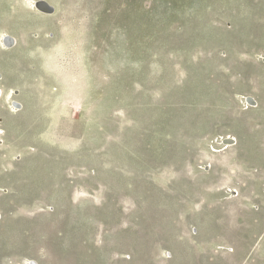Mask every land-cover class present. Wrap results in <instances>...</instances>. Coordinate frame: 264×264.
Returning <instances> with one entry per match:
<instances>
[{
  "label": "rangeland",
  "instance_id": "1",
  "mask_svg": "<svg viewBox=\"0 0 264 264\" xmlns=\"http://www.w3.org/2000/svg\"><path fill=\"white\" fill-rule=\"evenodd\" d=\"M31 1L0 0V264H264V0Z\"/></svg>",
  "mask_w": 264,
  "mask_h": 264
},
{
  "label": "bare ground",
  "instance_id": "2",
  "mask_svg": "<svg viewBox=\"0 0 264 264\" xmlns=\"http://www.w3.org/2000/svg\"><path fill=\"white\" fill-rule=\"evenodd\" d=\"M33 1V3L35 4V7L37 8V9H39V11L41 10V6L44 4V2H46L47 4H49V5H51L52 6V8H53V10L55 9L54 8V6L52 5V4H50L47 0H36V1H34V0H32ZM32 1H31V3H32ZM40 12H42V13H50V12H46V11H40ZM53 12V11H52ZM10 36L11 37H13L14 38V40H15V44H14V46L17 44V39L14 37V36H12V35H10V34H5V38L7 37V38H10ZM5 38H4V40H5ZM13 40L10 38L9 39V45H11V42H12ZM13 46V47H14ZM2 74L0 73V80L2 79ZM18 93H19V91L18 90H13V92H12V95H11V97L8 99V103H9V105H10V107L12 108L11 110H14V111H16V110H21L22 108H23V102L17 97V95H18ZM2 95V90L0 89V96ZM246 99H247V101H251L252 102V104L251 105H248L247 107H251V108H253V107H257V103H258V101H257V99L255 98V97H253V96H251V95H247L246 96ZM17 106H20V108H18ZM3 121V119H2V117H0V122H2ZM0 133H3V130H1V128H0ZM2 135V134H1ZM225 138H228V140H231V139H233L232 138V136H224ZM1 138V137H0ZM235 141H236V139H235ZM0 142H2V143H4V139L3 140H0ZM236 144V143H235ZM24 264H37L36 263V261H34L33 259H30L29 261H25V263Z\"/></svg>",
  "mask_w": 264,
  "mask_h": 264
},
{
  "label": "built area",
  "instance_id": "3",
  "mask_svg": "<svg viewBox=\"0 0 264 264\" xmlns=\"http://www.w3.org/2000/svg\"><path fill=\"white\" fill-rule=\"evenodd\" d=\"M245 102H246L247 106L252 104L251 101H247L246 97H245ZM17 107L20 108V106H17ZM232 138H233V137H232ZM216 140H217V138L215 139V141H216ZM217 141H218V140H217ZM219 142L221 143L222 146H228V145H230V144H235V143H236V141H235L234 138L231 139V140H228V138H225V137H220ZM1 217H2V214L0 213V220H1Z\"/></svg>",
  "mask_w": 264,
  "mask_h": 264
},
{
  "label": "water",
  "instance_id": "4",
  "mask_svg": "<svg viewBox=\"0 0 264 264\" xmlns=\"http://www.w3.org/2000/svg\"><path fill=\"white\" fill-rule=\"evenodd\" d=\"M41 10L42 11H46V12H52L53 8H52L51 5H49L46 2H44V4L41 6Z\"/></svg>",
  "mask_w": 264,
  "mask_h": 264
},
{
  "label": "flooded vegetation",
  "instance_id": "5",
  "mask_svg": "<svg viewBox=\"0 0 264 264\" xmlns=\"http://www.w3.org/2000/svg\"><path fill=\"white\" fill-rule=\"evenodd\" d=\"M10 39V38H9ZM13 41L11 42V47H13L14 46V44H15V40H14V38H11ZM8 40V39H7ZM18 43V42H17ZM17 45V44H16ZM15 47V46H14ZM1 48H2V46H1ZM14 49V48H13ZM12 50V49H11Z\"/></svg>",
  "mask_w": 264,
  "mask_h": 264
},
{
  "label": "crops",
  "instance_id": "6",
  "mask_svg": "<svg viewBox=\"0 0 264 264\" xmlns=\"http://www.w3.org/2000/svg\"><path fill=\"white\" fill-rule=\"evenodd\" d=\"M22 99V98H21ZM23 100V99H22ZM24 101V100H23ZM34 261H36L35 259H33ZM26 261V260H25ZM25 261H23V263H25ZM37 264H39L37 261H36Z\"/></svg>",
  "mask_w": 264,
  "mask_h": 264
}]
</instances>
